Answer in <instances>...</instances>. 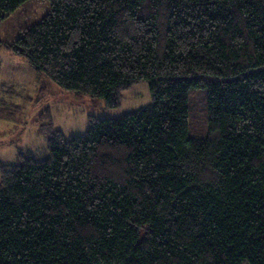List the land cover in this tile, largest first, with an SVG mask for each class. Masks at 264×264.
<instances>
[{"label":"trees","instance_id":"obj_1","mask_svg":"<svg viewBox=\"0 0 264 264\" xmlns=\"http://www.w3.org/2000/svg\"><path fill=\"white\" fill-rule=\"evenodd\" d=\"M48 1L0 46L109 109L142 82L152 103L69 138L46 110L49 157L0 162V264H264V0Z\"/></svg>","mask_w":264,"mask_h":264},{"label":"rangeland","instance_id":"obj_2","mask_svg":"<svg viewBox=\"0 0 264 264\" xmlns=\"http://www.w3.org/2000/svg\"><path fill=\"white\" fill-rule=\"evenodd\" d=\"M48 0H28L0 25V41L13 43L21 32L40 23L49 13ZM39 76L29 62L0 46V162L16 165L23 158L49 157L50 110L52 127L66 138L83 136L90 128L91 118H121L152 103L147 83L142 82L121 91L120 106L109 109L105 100L79 96ZM208 96L198 90L190 97V120L197 121L191 129L195 139L208 137Z\"/></svg>","mask_w":264,"mask_h":264}]
</instances>
